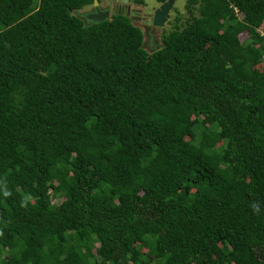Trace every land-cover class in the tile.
<instances>
[{
    "label": "trees",
    "instance_id": "16d2710c",
    "mask_svg": "<svg viewBox=\"0 0 264 264\" xmlns=\"http://www.w3.org/2000/svg\"><path fill=\"white\" fill-rule=\"evenodd\" d=\"M93 2L0 0V264H264V0Z\"/></svg>",
    "mask_w": 264,
    "mask_h": 264
},
{
    "label": "rangeland",
    "instance_id": "374dc122",
    "mask_svg": "<svg viewBox=\"0 0 264 264\" xmlns=\"http://www.w3.org/2000/svg\"><path fill=\"white\" fill-rule=\"evenodd\" d=\"M144 2L143 5L135 4L133 1H128L127 6L131 11H134V18L131 19V23L140 28L143 34V42L144 48L147 53H152L158 47L161 46V39L165 34H168L176 25V19L180 20V24H184V22L188 19V14L185 8L186 0H175L173 4V8L169 12V18L161 27H154L151 24V18L153 17L154 11L159 8L161 5L156 0H142ZM122 5V0H100L99 7L104 8L111 5ZM92 11V7H85L82 10L75 13L85 25H88L89 22L83 18L84 14H88ZM140 19L141 21H139ZM150 25L151 31H146L144 29V25ZM148 25V26H149ZM263 33V32H262ZM247 38V34L244 33L240 36V40L243 41ZM157 46V47H156ZM264 68V64H261L255 68L256 71L261 72ZM62 201L61 198L53 199L54 204H60Z\"/></svg>",
    "mask_w": 264,
    "mask_h": 264
},
{
    "label": "water",
    "instance_id": "95a60500",
    "mask_svg": "<svg viewBox=\"0 0 264 264\" xmlns=\"http://www.w3.org/2000/svg\"><path fill=\"white\" fill-rule=\"evenodd\" d=\"M129 0H122V5L107 7L101 9L98 5V0H94L92 5V11L87 16L89 25L99 24L105 21H110L111 17L114 15H121L128 18H131V10L127 6ZM175 0H167L157 8L152 17V26L161 27L169 18V12L173 8Z\"/></svg>",
    "mask_w": 264,
    "mask_h": 264
},
{
    "label": "flooded vegetation",
    "instance_id": "af4514ba",
    "mask_svg": "<svg viewBox=\"0 0 264 264\" xmlns=\"http://www.w3.org/2000/svg\"><path fill=\"white\" fill-rule=\"evenodd\" d=\"M117 6H120V5H117ZM108 7H113V5H111V6H108ZM105 8H107V7H104V8H101V9H105ZM90 13H88V14H84L83 15V18L84 19H86L87 21H88V19H87V16L89 15ZM135 14V12L134 11H131V19H133L134 18V15ZM139 21H141L140 19H138ZM151 23H152V18H151ZM149 25V24H148ZM148 25H144V29H145V26H146V28L147 29H145V32L146 31H151V28H150V25L148 26ZM152 32V31H151Z\"/></svg>",
    "mask_w": 264,
    "mask_h": 264
},
{
    "label": "crops",
    "instance_id": "0c3cea01",
    "mask_svg": "<svg viewBox=\"0 0 264 264\" xmlns=\"http://www.w3.org/2000/svg\"><path fill=\"white\" fill-rule=\"evenodd\" d=\"M113 6H117V5L114 4Z\"/></svg>",
    "mask_w": 264,
    "mask_h": 264
}]
</instances>
